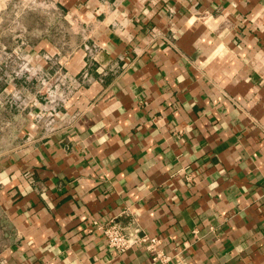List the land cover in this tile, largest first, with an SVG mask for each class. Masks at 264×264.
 Segmentation results:
<instances>
[{
  "label": "crops",
  "instance_id": "obj_1",
  "mask_svg": "<svg viewBox=\"0 0 264 264\" xmlns=\"http://www.w3.org/2000/svg\"><path fill=\"white\" fill-rule=\"evenodd\" d=\"M13 5L0 64L19 50L91 79L55 128L34 115L50 99L35 77L0 83V264H147L142 246L107 247L108 219L186 264H264V0Z\"/></svg>",
  "mask_w": 264,
  "mask_h": 264
},
{
  "label": "built area",
  "instance_id": "obj_2",
  "mask_svg": "<svg viewBox=\"0 0 264 264\" xmlns=\"http://www.w3.org/2000/svg\"><path fill=\"white\" fill-rule=\"evenodd\" d=\"M86 54L93 57L98 50L95 44L85 45ZM20 57V56H19ZM11 59L10 55L6 56L3 63L0 64V82L5 81L6 78L17 77L34 79L39 82L40 89L46 88L45 94L50 97L49 105L45 104L44 113H35V117L44 119V124L47 127L55 128L59 125V110L57 105L63 102L70 95H72L79 87L87 83L91 77L89 75V68L84 66L78 75H71L64 71L58 64L54 66L52 74L42 73L31 66H27V62L20 63L13 67L12 71L6 69L7 63ZM22 60L23 57H20ZM7 61V62H6ZM41 91V90H40ZM6 98L4 99V101ZM12 101V98H10ZM9 100V103H10ZM8 102V100H6ZM126 215V213L124 212ZM106 240L108 248L115 252H123L128 248L142 246L147 252H150L147 264H186L181 249H178L173 254L165 253L158 247L159 240L155 237H148L143 234L140 235L138 229H133L130 222L121 223L114 219H108L104 222H98L96 227ZM193 232H196L195 230Z\"/></svg>",
  "mask_w": 264,
  "mask_h": 264
},
{
  "label": "rangeland",
  "instance_id": "obj_3",
  "mask_svg": "<svg viewBox=\"0 0 264 264\" xmlns=\"http://www.w3.org/2000/svg\"><path fill=\"white\" fill-rule=\"evenodd\" d=\"M28 0H14V5L11 7V10L13 13V15L15 13H19L21 11V9L24 7L23 3L27 2ZM35 5H37L36 3H34V5L32 7H34ZM36 7V6H35ZM10 57L13 59L14 63L16 62L18 65H20L21 63V59L19 56L20 52L18 50L17 53H15L14 55L9 54ZM12 55V56H11ZM17 67V66H15ZM17 77H14V79H12V82H16L17 81ZM1 83V82H0ZM2 121L0 120V126H1ZM7 136H10V134H6ZM0 129V154L4 152V146L2 144V141L4 139V136H6ZM5 232H7V235L9 234V226H8V222L6 217L4 216V214L0 211V248L4 245V240H5Z\"/></svg>",
  "mask_w": 264,
  "mask_h": 264
}]
</instances>
